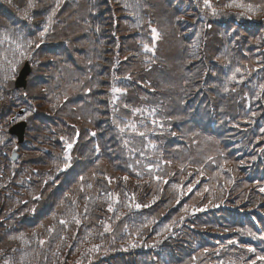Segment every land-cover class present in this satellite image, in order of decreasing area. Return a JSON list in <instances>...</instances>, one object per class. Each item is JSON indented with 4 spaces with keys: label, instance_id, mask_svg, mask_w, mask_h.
Wrapping results in <instances>:
<instances>
[{
    "label": "trees",
    "instance_id": "1",
    "mask_svg": "<svg viewBox=\"0 0 264 264\" xmlns=\"http://www.w3.org/2000/svg\"><path fill=\"white\" fill-rule=\"evenodd\" d=\"M263 111L264 0H0V264H264V183L197 182Z\"/></svg>",
    "mask_w": 264,
    "mask_h": 264
},
{
    "label": "rangeland",
    "instance_id": "2",
    "mask_svg": "<svg viewBox=\"0 0 264 264\" xmlns=\"http://www.w3.org/2000/svg\"><path fill=\"white\" fill-rule=\"evenodd\" d=\"M65 6H67V3L65 4ZM113 14L116 15L115 11ZM112 21H113V19L111 17V22ZM34 106L37 107V110L34 108ZM40 106L41 105H38V103L34 101L31 105L30 112L28 113L27 116L24 114V112H28V110H26V111L21 110L20 113L22 115L20 116V113H19L20 120H16V118H15V122H17V121L26 122L27 130H26V135H25V142L23 145L20 144L17 146L15 138H14V142L12 144H10L12 146V149L10 150V159H11L12 152L19 150L20 147H21L20 151H17L19 153L17 160H19L20 158H22V159L24 158V155L26 154L25 148L28 146H33L34 148H44V149L46 148L45 145L42 147V145H40V144L33 143L32 140L35 138V135L31 131H28V130H32V123L29 124V121L34 116H39L40 114H42ZM260 115L261 116L264 115V111L262 112V114L260 113ZM17 116H18V114H17ZM253 117L258 118L256 121V123L258 125V129H257L256 125L253 126V124H255L254 123L255 121L244 120L241 123H238L239 126L246 128V129H242L243 131L246 130V132L241 133V135L244 136V134L248 132L249 135L251 136V138L253 139L251 141L253 143L252 146H249L246 148H242L240 145H239V147L233 146L225 154L224 153L220 154L221 155L220 158L216 157V159H214V156L211 157L210 161L206 163L211 168V174H208L207 170H205L206 168L199 170V172L201 171V172L207 174L209 176V178H207L206 176L200 175L199 176L200 178H197L198 184L204 183V185L211 187L212 185L210 184L209 180H211V182L213 183L214 179H217V180L221 179L222 181H226L225 182V185H226L231 181V178H232L233 182L236 183V185H237L240 180L256 179L258 181V182H256L258 185H255L256 184L255 183L254 185L252 184L251 186L249 184V186L250 187L258 186L259 189L263 188L262 184L264 183V152L262 153V152H260V150L262 149V144H264V135H263L264 134V127H262V124H263L262 120H260L257 113ZM13 122H14V119H12L11 125ZM259 127H260V129H259ZM63 128L64 127H60V126L52 127L53 133L49 134V137H47L46 140L53 141L54 137L56 135H58ZM251 128L256 129V130L247 131V130H250ZM66 129H69V128H66ZM257 134H258V138L255 139V136H257ZM46 140H45V142H46ZM260 140H261V142L259 143ZM70 152H71V149H70ZM218 153H220V152H218ZM217 155H219V154H217ZM225 158L227 160H225ZM17 160L15 161V165H16V162H18ZM221 161H223V162H221ZM227 162H231L232 167L229 166L228 168L232 169L231 172L234 170L235 173L231 176L230 172H228V170H227V172L223 175V177H225V179H223L219 175H215V171L221 166V164L227 163ZM20 164H22V163H19V165ZM258 165L261 166L262 169L257 170L256 174H249L251 169L258 167ZM215 167H216V169H215ZM18 170H19V167H14V165H12L11 171H12V175H14L15 178H16V171H18ZM247 170H249V172H244ZM227 173L230 174V176L228 178H226ZM2 175H5V174L3 173ZM240 183H243V182H240ZM1 188L3 190V197H14V195L17 193V188L13 185L12 181L8 178H7V180L3 179V185L1 186ZM1 213H2V210L0 211V214ZM216 221H217V218H216ZM0 224H2L1 219H0Z\"/></svg>",
    "mask_w": 264,
    "mask_h": 264
},
{
    "label": "water",
    "instance_id": "3",
    "mask_svg": "<svg viewBox=\"0 0 264 264\" xmlns=\"http://www.w3.org/2000/svg\"><path fill=\"white\" fill-rule=\"evenodd\" d=\"M31 72L30 66L28 63L25 64V66L20 71L16 81H15V87L16 89H26L27 86V78L29 77ZM25 130H26V123L21 122L16 125H14L10 130L9 133L17 138L18 143L22 144L24 142L25 138ZM17 155L14 152L12 159L16 160Z\"/></svg>",
    "mask_w": 264,
    "mask_h": 264
},
{
    "label": "snow or ice",
    "instance_id": "4",
    "mask_svg": "<svg viewBox=\"0 0 264 264\" xmlns=\"http://www.w3.org/2000/svg\"><path fill=\"white\" fill-rule=\"evenodd\" d=\"M205 2L207 3V0H205ZM45 31H47V29H45ZM153 31H155V30H153ZM41 37H43L44 36V32H41ZM37 47H39V45H37ZM72 147V145L71 144H68V148L70 149ZM66 158H68V157H66ZM66 167H67V165H66ZM125 179H127L126 177H125ZM250 251H252V249H249ZM258 259H260V260H264V256H261V257H258ZM253 264H254V262H253Z\"/></svg>",
    "mask_w": 264,
    "mask_h": 264
}]
</instances>
